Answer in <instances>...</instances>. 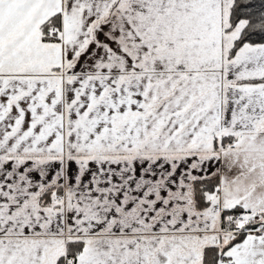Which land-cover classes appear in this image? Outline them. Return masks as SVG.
<instances>
[{
	"label": "snow or ice",
	"instance_id": "1",
	"mask_svg": "<svg viewBox=\"0 0 264 264\" xmlns=\"http://www.w3.org/2000/svg\"><path fill=\"white\" fill-rule=\"evenodd\" d=\"M0 264H264V0H0Z\"/></svg>",
	"mask_w": 264,
	"mask_h": 264
}]
</instances>
